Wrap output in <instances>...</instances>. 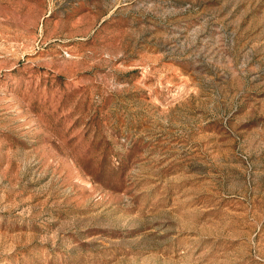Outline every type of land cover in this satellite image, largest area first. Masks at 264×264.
Wrapping results in <instances>:
<instances>
[{"label": "rangeland", "instance_id": "1", "mask_svg": "<svg viewBox=\"0 0 264 264\" xmlns=\"http://www.w3.org/2000/svg\"><path fill=\"white\" fill-rule=\"evenodd\" d=\"M0 264H264V0H0Z\"/></svg>", "mask_w": 264, "mask_h": 264}]
</instances>
